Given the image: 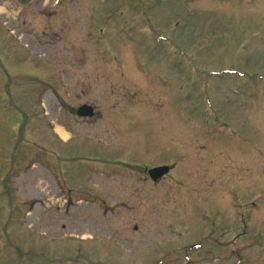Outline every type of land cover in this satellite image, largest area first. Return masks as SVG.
I'll list each match as a JSON object with an SVG mask.
<instances>
[{
	"label": "rangeland",
	"instance_id": "rangeland-1",
	"mask_svg": "<svg viewBox=\"0 0 264 264\" xmlns=\"http://www.w3.org/2000/svg\"><path fill=\"white\" fill-rule=\"evenodd\" d=\"M0 264H264V0H0Z\"/></svg>",
	"mask_w": 264,
	"mask_h": 264
},
{
	"label": "flooded vegetation",
	"instance_id": "flooded-vegetation-1",
	"mask_svg": "<svg viewBox=\"0 0 264 264\" xmlns=\"http://www.w3.org/2000/svg\"><path fill=\"white\" fill-rule=\"evenodd\" d=\"M117 154H118V157H120V156H123V155H125L126 156V152H117ZM110 162V163H109ZM109 162H105L104 164H106V165H112V167H118V168H120V166H118L117 165V163H121V164H126L128 161L127 160H119V159H113V161H109ZM162 166H165V165H160V166H154V167H150V168H142V171L143 172H137V173H135V172H133L132 170H125V171H123V175L125 176V177H127V178H129V180L131 179V178H133V176L134 177H136V175L137 174H141V178H144V182H147V180L149 179V181H151V177H150V175H149V170L150 169H153V168H156V167H162ZM169 167V172L166 174V175H164V176H162L161 178H159V180H157V181H151L153 184H157V183H159V182H161V181H164V180H166V178L167 177H170V174H171V172H172V170H173V168L171 167V166H168ZM115 171V170H114ZM105 176V175H104ZM115 177H116V174L115 173H113V171H110L109 173H108V175L105 177L106 179H109L110 181H112V180H114L115 179ZM120 191V190H119ZM115 200H116V197H114V198H112V203L113 204H116L115 203ZM102 201H105V199L104 200H102ZM112 204V205H113Z\"/></svg>",
	"mask_w": 264,
	"mask_h": 264
},
{
	"label": "water",
	"instance_id": "water-1",
	"mask_svg": "<svg viewBox=\"0 0 264 264\" xmlns=\"http://www.w3.org/2000/svg\"><path fill=\"white\" fill-rule=\"evenodd\" d=\"M22 5H26L29 0H18ZM77 116L81 118H91L93 117V110L88 106H82L78 109ZM168 168L161 167L149 170V175L153 181L158 180L160 177L168 173Z\"/></svg>",
	"mask_w": 264,
	"mask_h": 264
},
{
	"label": "bare ground",
	"instance_id": "bare-ground-1",
	"mask_svg": "<svg viewBox=\"0 0 264 264\" xmlns=\"http://www.w3.org/2000/svg\"><path fill=\"white\" fill-rule=\"evenodd\" d=\"M56 133H57L61 138H64L63 134H62L60 131L56 130Z\"/></svg>",
	"mask_w": 264,
	"mask_h": 264
}]
</instances>
